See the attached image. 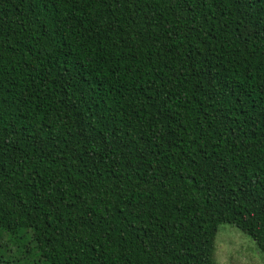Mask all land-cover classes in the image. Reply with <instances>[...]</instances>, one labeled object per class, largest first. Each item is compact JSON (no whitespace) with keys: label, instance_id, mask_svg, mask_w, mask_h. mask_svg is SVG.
I'll use <instances>...</instances> for the list:
<instances>
[{"label":"trees","instance_id":"obj_1","mask_svg":"<svg viewBox=\"0 0 264 264\" xmlns=\"http://www.w3.org/2000/svg\"><path fill=\"white\" fill-rule=\"evenodd\" d=\"M226 224L264 253V0H0V264H215Z\"/></svg>","mask_w":264,"mask_h":264},{"label":"rangeland","instance_id":"obj_2","mask_svg":"<svg viewBox=\"0 0 264 264\" xmlns=\"http://www.w3.org/2000/svg\"><path fill=\"white\" fill-rule=\"evenodd\" d=\"M23 245L28 244L25 233L22 234ZM3 244H7L2 240ZM7 253L12 256L8 259H2L1 264H25L30 260V253L25 251L24 255L21 246H12L7 244ZM215 264H264V253H261L254 242L239 230L230 225H221L215 238L214 248Z\"/></svg>","mask_w":264,"mask_h":264}]
</instances>
